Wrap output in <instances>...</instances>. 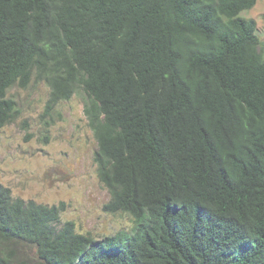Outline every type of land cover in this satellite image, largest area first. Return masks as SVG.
<instances>
[{
    "label": "trees",
    "instance_id": "trees-1",
    "mask_svg": "<svg viewBox=\"0 0 264 264\" xmlns=\"http://www.w3.org/2000/svg\"><path fill=\"white\" fill-rule=\"evenodd\" d=\"M256 1L0 0V131L33 76L44 118L82 91L102 211L133 224L96 240L0 183V264H264Z\"/></svg>",
    "mask_w": 264,
    "mask_h": 264
},
{
    "label": "rangeland",
    "instance_id": "rangeland-1",
    "mask_svg": "<svg viewBox=\"0 0 264 264\" xmlns=\"http://www.w3.org/2000/svg\"><path fill=\"white\" fill-rule=\"evenodd\" d=\"M240 16L256 22L264 46V0ZM48 94L45 83L34 76L26 88L13 86L7 91L17 115L0 131V183L13 198L48 206L64 203L60 223L71 221L78 233L96 240L129 232L130 217L102 211L109 195L97 178L93 162L97 145L83 115V92L44 118ZM33 255L32 247L19 248L20 258Z\"/></svg>",
    "mask_w": 264,
    "mask_h": 264
}]
</instances>
